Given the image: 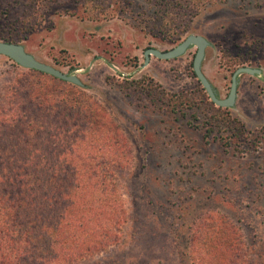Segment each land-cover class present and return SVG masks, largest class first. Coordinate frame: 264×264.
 Segmentation results:
<instances>
[{
	"label": "rangeland",
	"instance_id": "374dc122",
	"mask_svg": "<svg viewBox=\"0 0 264 264\" xmlns=\"http://www.w3.org/2000/svg\"><path fill=\"white\" fill-rule=\"evenodd\" d=\"M0 23L38 61L76 75L133 151L121 173L122 242L73 264H192L193 221L213 213L238 227L252 256L264 255V0H0ZM190 35L209 42L202 70L219 98L237 69L261 71L239 76L234 107L209 106L195 46L145 65L147 49L169 51ZM27 70L0 56V96ZM132 80L164 92L170 107L118 86ZM219 108L243 140H219L229 135L214 126Z\"/></svg>",
	"mask_w": 264,
	"mask_h": 264
},
{
	"label": "trees",
	"instance_id": "16d2710c",
	"mask_svg": "<svg viewBox=\"0 0 264 264\" xmlns=\"http://www.w3.org/2000/svg\"><path fill=\"white\" fill-rule=\"evenodd\" d=\"M6 26L0 41L17 43ZM125 85L118 84L170 107L164 92L137 80ZM86 88L28 69L0 96V264H73L122 242L129 217L121 173L135 158L112 113ZM214 126L229 131L219 137L228 146L244 139L237 121L223 116ZM192 229V264H264L225 216L203 215Z\"/></svg>",
	"mask_w": 264,
	"mask_h": 264
},
{
	"label": "water",
	"instance_id": "95a60500",
	"mask_svg": "<svg viewBox=\"0 0 264 264\" xmlns=\"http://www.w3.org/2000/svg\"><path fill=\"white\" fill-rule=\"evenodd\" d=\"M196 47L197 52L193 61L194 73L205 89L210 101L218 107L232 108L237 99L239 76L241 74L256 75L260 74L259 69L241 67L232 75L230 92L227 98L218 97L217 91L212 86L202 70V63L205 59L206 49L209 42L202 36L190 35L179 45L169 51L162 52L155 48L147 49L144 52L145 65L150 62L151 56L160 60H171L184 55L191 47ZM0 56L7 57L20 67L30 70H37L49 74L58 79L67 81L77 86H83V83L76 75H68L48 64L38 61L32 54L28 53L22 44L0 41Z\"/></svg>",
	"mask_w": 264,
	"mask_h": 264
}]
</instances>
